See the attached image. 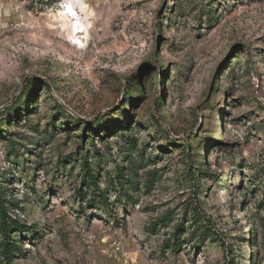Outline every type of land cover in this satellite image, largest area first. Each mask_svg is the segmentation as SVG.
Instances as JSON below:
<instances>
[{"label": "rangeland", "instance_id": "obj_1", "mask_svg": "<svg viewBox=\"0 0 264 264\" xmlns=\"http://www.w3.org/2000/svg\"><path fill=\"white\" fill-rule=\"evenodd\" d=\"M66 3L0 0L11 264H264V0Z\"/></svg>", "mask_w": 264, "mask_h": 264}, {"label": "trees", "instance_id": "obj_2", "mask_svg": "<svg viewBox=\"0 0 264 264\" xmlns=\"http://www.w3.org/2000/svg\"><path fill=\"white\" fill-rule=\"evenodd\" d=\"M158 105L160 103L158 102ZM0 124L3 125V120L0 119ZM128 147L133 145L132 140L128 141ZM85 156V155H84ZM82 172L83 179L85 181H89L94 186V189H97L96 185V177L97 173L93 168L91 162L88 161L87 157L83 158L82 164ZM125 170L121 167L118 168V179L117 182L120 187H123L125 183H128L127 180L124 179ZM127 181V182H126ZM5 190L6 188L0 187V264H11L12 257L16 253H21V247L18 242L15 240L14 232L23 229V226L19 225L16 220L10 218L7 214L8 206L5 204ZM100 196H103V193H100ZM166 218H161L164 221ZM192 232V236H196L199 239H203L205 235L211 233L204 226H200L198 224V220L196 218H192L191 225L189 226ZM183 235L182 226L180 224L175 226V231L173 232L172 244L170 246L171 250L177 252L179 247L181 246V236Z\"/></svg>", "mask_w": 264, "mask_h": 264}, {"label": "bare ground", "instance_id": "obj_3", "mask_svg": "<svg viewBox=\"0 0 264 264\" xmlns=\"http://www.w3.org/2000/svg\"><path fill=\"white\" fill-rule=\"evenodd\" d=\"M66 5L63 6L65 10L59 12L60 19L67 20L69 22V35L75 39V35L79 32L85 33L86 26L83 19L79 16V13H85V5L81 3V0H66ZM79 12V13H78ZM85 38H87V33H85ZM79 47L82 46L81 43L78 44Z\"/></svg>", "mask_w": 264, "mask_h": 264}]
</instances>
